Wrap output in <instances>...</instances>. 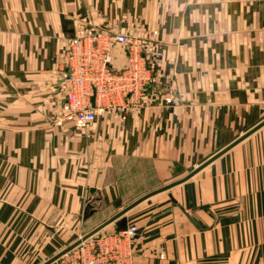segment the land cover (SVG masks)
Returning <instances> with one entry per match:
<instances>
[{
    "label": "crops",
    "instance_id": "0c3cea01",
    "mask_svg": "<svg viewBox=\"0 0 264 264\" xmlns=\"http://www.w3.org/2000/svg\"><path fill=\"white\" fill-rule=\"evenodd\" d=\"M85 26L156 32L162 55L143 106L81 130L55 70ZM263 120L264 0H0V264L45 263ZM126 217L134 264H264V126Z\"/></svg>",
    "mask_w": 264,
    "mask_h": 264
},
{
    "label": "built area",
    "instance_id": "2783aa9c",
    "mask_svg": "<svg viewBox=\"0 0 264 264\" xmlns=\"http://www.w3.org/2000/svg\"><path fill=\"white\" fill-rule=\"evenodd\" d=\"M153 36L138 28L133 32L81 28L56 60L55 74L62 77L65 89L62 119L82 130L99 116L143 106L155 78V61L162 55V45ZM119 44L127 47L129 58L127 66L117 71L111 65V52ZM137 234L138 227L131 224L113 234L94 235L52 264H134L132 241Z\"/></svg>",
    "mask_w": 264,
    "mask_h": 264
},
{
    "label": "water",
    "instance_id": "95a60500",
    "mask_svg": "<svg viewBox=\"0 0 264 264\" xmlns=\"http://www.w3.org/2000/svg\"><path fill=\"white\" fill-rule=\"evenodd\" d=\"M264 126V120L258 124L257 126H255L253 129H251L249 132H247L246 134H244L243 136H241L240 138H238L235 142H233L232 144H230L229 146H227L225 149H223L222 151H220L218 154H216L213 158H211L210 160H208L207 162H205L203 165H201L200 167L196 168L194 171H192L189 175H187L185 178L178 180L176 182H173L167 186H164L156 191H153L151 193L146 194L145 196L139 198L138 200H136L135 202L131 203L130 205H128L127 207H125L123 210H121L120 212H118L117 214H115L114 216H112L110 219H108L107 221H105L104 223H102L100 226H98L97 228H95L94 230H92L91 232L85 234L82 238L78 239L77 241H75L74 243L68 245L66 248H64L61 252H59L58 254H56L55 256H53L52 258H50L48 261H46L43 264H52L54 261H56L58 258H60L62 255L68 253L69 251H71L74 247H76L78 244H80L82 241H85L87 239H89L90 237L96 235L99 231H101L104 227H106L107 225L118 221L117 222V231H122L125 230L127 227V217L126 214L132 209L134 208L136 205H138L139 203L143 202L144 200L148 199L149 197L156 195L160 192L163 191H167L169 189H171L172 187L183 183L184 181L190 179L191 177H193L195 174H197L202 168H204L205 166H207L209 163H211L213 160H215L216 158L220 157L221 155H223L224 153H226L227 151H229L232 147H234L235 145H237L239 142H241L242 140H244L245 138H247L248 136H250L251 134H253L254 132H256L257 130H259L260 128H262ZM171 196V195H170ZM172 198V197H171ZM173 201H175L172 198ZM176 202V201H175Z\"/></svg>",
    "mask_w": 264,
    "mask_h": 264
},
{
    "label": "rangeland",
    "instance_id": "374dc122",
    "mask_svg": "<svg viewBox=\"0 0 264 264\" xmlns=\"http://www.w3.org/2000/svg\"><path fill=\"white\" fill-rule=\"evenodd\" d=\"M153 34H154V36H155L157 33H156V32H155V33L153 32Z\"/></svg>",
    "mask_w": 264,
    "mask_h": 264
}]
</instances>
